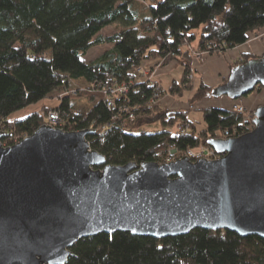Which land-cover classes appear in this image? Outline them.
Masks as SVG:
<instances>
[{"label": "trees", "instance_id": "1", "mask_svg": "<svg viewBox=\"0 0 264 264\" xmlns=\"http://www.w3.org/2000/svg\"><path fill=\"white\" fill-rule=\"evenodd\" d=\"M112 24L120 27L103 34ZM261 30L264 0H0L1 141L13 145L48 123L44 109L12 115L54 93H63L56 105L61 129H96L87 136L91 147L116 165L162 163L161 151L172 145L184 151L211 146V139L226 138L225 130L229 136L247 133L244 114L218 106L203 108V130L192 122L181 133L192 106L215 97L213 87L201 81L191 106L173 109L152 102L155 85L136 70L148 60L158 58L164 67L176 60L184 72L169 91L180 95L193 88L194 51L222 54ZM103 44L113 47L86 62L91 47ZM256 56L245 52L231 67ZM75 83L83 84L72 88ZM125 83L126 93L106 95V87ZM152 123L163 127L146 131ZM71 249L66 264H264V237L221 229L165 238L101 232Z\"/></svg>", "mask_w": 264, "mask_h": 264}, {"label": "water", "instance_id": "2", "mask_svg": "<svg viewBox=\"0 0 264 264\" xmlns=\"http://www.w3.org/2000/svg\"><path fill=\"white\" fill-rule=\"evenodd\" d=\"M264 85V54L234 65L217 98ZM254 128L209 144L219 157L113 164L96 129L42 124L13 145L0 130V264H66L80 239L126 231L165 238L203 228L264 237V104Z\"/></svg>", "mask_w": 264, "mask_h": 264}, {"label": "crops", "instance_id": "3", "mask_svg": "<svg viewBox=\"0 0 264 264\" xmlns=\"http://www.w3.org/2000/svg\"><path fill=\"white\" fill-rule=\"evenodd\" d=\"M198 51H194L192 55V69L193 71L191 72L192 77L190 79L193 82V88L190 91H186L183 94L177 95L170 93L169 96H166L163 101L167 102L168 105H173L174 108H178L179 106H176V101H183L185 100L184 98L189 94L190 97L189 99L194 95L195 89L201 84V81L205 82L208 86L213 87L216 86L220 83H222L226 77L231 72V65L233 64L234 61L238 60L245 52H250L253 54H259L260 52H264V39H256L253 42L247 41L239 46L233 47V49H230L222 54L218 53H213V54H200L198 56L197 54ZM155 71H157V78L162 82L164 85L165 89L168 91L170 90L174 80L180 81V78L177 76L180 73V77L182 76L184 69L181 64H178L176 60L172 61L168 66L165 67H158ZM177 75H176V74ZM170 92V91H169ZM264 92H260V90L253 92L250 95V98L248 100H253L257 102L258 97H262L264 99ZM247 100V102H248ZM252 101V103H253ZM232 101L231 103H233ZM179 103V104H180ZM231 103H228V105H231ZM201 106V108H198L200 110H203V108L208 107V106H218L219 105H208L207 101L202 100L199 104H196ZM247 105V104H245ZM181 108H189V105L186 107H181ZM180 108V109H181ZM192 110V114L190 117L194 120V123L199 130V126H203V115L204 113H199L197 110ZM202 115V118H197L199 115ZM202 119V120H200ZM203 124V125H202Z\"/></svg>", "mask_w": 264, "mask_h": 264}, {"label": "rangeland", "instance_id": "4", "mask_svg": "<svg viewBox=\"0 0 264 264\" xmlns=\"http://www.w3.org/2000/svg\"><path fill=\"white\" fill-rule=\"evenodd\" d=\"M120 26H119V24H112V25H109V26H107V27H105L104 29H103V31H102V33L103 34H106V35H112V33H114V32H116L117 30H118V28H119ZM264 39V30H261V31H258V32H254V33H252V35H251V37H250V39L249 40H251L250 42H253V41H255L256 39ZM248 40V41H249ZM192 46H194V45H192ZM111 47H113V45H109V44H103L102 46H94V47H91V49L88 51L89 53L84 57V59H85V61L86 62H92L93 60H95L98 56H100L105 50H107V49H109V48H111ZM264 53V52H263ZM263 53H259V54H257V55H262ZM242 57V56H241ZM257 57V56H256ZM243 58V57H242ZM240 60V59H239ZM174 61V60H173ZM241 61V60H240ZM243 61V60H242ZM162 64V61L161 60H158V58L157 59H155V60H152V61H146V64L143 66L144 67V69H146V70H148L149 71V73H147V75H140L141 77H143V78H145V79H147V77L153 72L152 70L154 69V67H155V69H157L158 67H164V66H162L161 65ZM176 74V73H175ZM177 74H179L180 75V73H177ZM176 74V75H177ZM179 75H177L179 78H181ZM226 80V79H225ZM223 83V82H222ZM83 84V83H82ZM81 83H75V84H73L74 86H72V88H74V87H76V86H81L82 85ZM221 84V83H220ZM219 85V84H218ZM258 90H260V92L262 93V92H264V88H259L258 86L256 87V89H255V91H253V92H256V91H258ZM65 92H69V91H65ZM253 92H251V93H249V94H247L246 96H244V97H242V98H238V99H235V100H237V101H239V102H241V103H243V105H245V104H247V105H245L246 107H247V110H248V115H249V113L250 112H252L253 113V111H254V109L255 108H257V106H259V105H262V104H264V99H262V97L260 98V97H258V99L259 100H257V102H255V101H253V103H252V101L251 100H248L249 98H250V95L253 93ZM69 94V93H68ZM190 94V93H189ZM187 95L184 99L185 100H183V101H181V103H180V101H176L175 100V102H176V105H175V107L176 106H179V109L181 108V107H184V106H188L189 105V107L191 106L190 105V103L188 102L189 101V98L188 97H190V95ZM247 97H248V99H247ZM264 97V96H263ZM59 97L57 96V93H54V94H51L50 95V97L49 98H47V99H45V100H42V101H40L38 104H33V105H29V107H27V108H24L23 110H20V111H18V113H16V114H14V115H12V117H24V116H27V115H29V113H31V112H39L40 111V109L42 110V109H44L43 111L45 112H47L48 113V111H49V107L50 106H54V105H56L58 102H59ZM202 100H205V102L207 101V104L208 105H219L220 107H222V108H226V107H228L229 109L232 107V101H235V100H231V99H229V98H227V96H223V97H220V98H211V99H202ZM247 100H248V102H247ZM165 102V101H164ZM162 105L163 104H165V105H167V106H173V105H168L167 104V102H165V103H163L162 101L160 102ZM180 103V104H179ZM200 103V102H199ZM198 103V104H199ZM228 103H231V105H228ZM193 108H192V110H196V109H198V108H201V106H199V105H194V106H192ZM202 109V108H201ZM232 109V108H231ZM199 113H203V110H200V109H198L197 110ZM197 115H199V114H197ZM47 116V115H46ZM197 118H202V115H199V117H197ZM200 120H202V119H200ZM203 124H205L204 123V121L202 122ZM202 124V125H203ZM163 127V125H161V124H159V123H152V124H149V126H146L145 127V130L146 131H159L161 128ZM199 130H203V126H199ZM6 145V144H5ZM211 146H206V145H202V146H200L199 148H196L195 150H197L198 152H201L202 153V151H205V150H208V148H210ZM181 152V151H180ZM183 154L184 153H180V155H182V156H180L179 158H181V157H183ZM203 157H205V156H207V157H210L211 155H202ZM219 156H221V155H218L217 157H219ZM212 158H214L213 156H211ZM210 157V158H211Z\"/></svg>", "mask_w": 264, "mask_h": 264}, {"label": "built area", "instance_id": "5", "mask_svg": "<svg viewBox=\"0 0 264 264\" xmlns=\"http://www.w3.org/2000/svg\"><path fill=\"white\" fill-rule=\"evenodd\" d=\"M251 41V40H249ZM198 56H200V54H209L208 52H203V51H198L197 52ZM241 61L243 60L242 57L239 58ZM156 69L153 70V72L147 77V79L155 85V96L152 99V102L155 105H159L161 104L160 102L162 101L163 103H165L163 101V99L166 96H169L171 92H169L167 89H165L164 85L162 84V82L157 78V71H155ZM138 72V75H147V73H149L148 70L144 69V67H140L136 70ZM190 77H192V74L189 75V79ZM129 84L125 83V84H120V85H116L115 87L113 86H108L105 88V93L106 95H110V96H114L115 94L118 93H126V91L129 88ZM63 96V93L61 95H59V99H61ZM60 101V100H59ZM232 110L234 111H238L239 113H242L245 115V120L244 121H249L248 122V128L251 130L254 128V122L250 120V116L248 115V110L247 107L245 105H243V103L235 100L232 103ZM57 105V104H56ZM56 105L54 106H50L49 107V111L47 113V119H48V124H52L55 127H59L61 128L62 123H63V118H61L60 116V112L58 110V108H56ZM108 105L109 107L113 106L112 101H108ZM165 105V104H164ZM169 107V106H168ZM169 108H173V109H178V108H174V106H170ZM130 117L131 118H135V116L130 112ZM192 122H194V120L189 117L188 122L183 123L182 126H180L179 130L182 132H185L191 125ZM225 134L227 135L226 137H228L230 135V133L225 130ZM196 148H188L184 151L180 152V149L178 146H174L172 145L171 148H169L167 151H161L159 157H163V162H172V160H176L178 159L180 156V153H184L183 155L189 156L192 161L197 160L199 158H202V155H211L216 159L217 156L219 155L218 152H216V150H214V148L210 147L208 148V150L198 152L197 150H195ZM210 156V157H211ZM212 158V157H211Z\"/></svg>", "mask_w": 264, "mask_h": 264}, {"label": "flooded vegetation", "instance_id": "6", "mask_svg": "<svg viewBox=\"0 0 264 264\" xmlns=\"http://www.w3.org/2000/svg\"><path fill=\"white\" fill-rule=\"evenodd\" d=\"M256 109V108H255Z\"/></svg>", "mask_w": 264, "mask_h": 264}]
</instances>
